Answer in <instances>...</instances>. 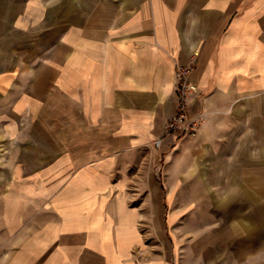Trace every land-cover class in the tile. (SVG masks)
Wrapping results in <instances>:
<instances>
[{
    "label": "crops",
    "instance_id": "0c3cea01",
    "mask_svg": "<svg viewBox=\"0 0 264 264\" xmlns=\"http://www.w3.org/2000/svg\"><path fill=\"white\" fill-rule=\"evenodd\" d=\"M191 62L200 128L176 138L175 68ZM0 178L9 227L53 198L7 264L214 262L235 241L245 260L264 198V0H0ZM236 181L240 202L216 210L239 217L208 230L205 182L230 195ZM189 197L190 243L172 232Z\"/></svg>",
    "mask_w": 264,
    "mask_h": 264
},
{
    "label": "rangeland",
    "instance_id": "374dc122",
    "mask_svg": "<svg viewBox=\"0 0 264 264\" xmlns=\"http://www.w3.org/2000/svg\"><path fill=\"white\" fill-rule=\"evenodd\" d=\"M0 181H2L1 178H0ZM46 183L47 182H45V184ZM48 183L47 184L51 186L52 182L49 181ZM234 184L235 186L233 185L230 187V190H229L230 195H222L225 192H223L220 189L221 188L220 184H219L220 187L219 186L213 187L212 183L210 184L209 182H205L204 186L209 185L206 188H209V190H211L212 188L215 189L214 193L210 194L209 196H204L202 198H199L201 205L205 206L204 211L207 212V213L205 212V217L210 218L213 221L212 225L208 227V230L212 231L213 229H216L218 226L230 223L234 217L236 216H237L236 218L239 217L240 209L235 210V212L237 211L238 213H235L234 215L230 213L221 214L219 211L216 210L218 208H224V205L228 206V205L233 204L234 200H236V202H240L241 199L239 197H236L237 192H240L239 191V188H241L240 182L236 181L234 182ZM62 185H63V182L59 183L60 189ZM2 186H3V182H2ZM252 189H253L252 192L254 194L255 192L254 190L256 189L254 184L252 186ZM234 193L236 194L235 196H234ZM4 197L5 195L3 194V190L0 187V206H3L2 204L4 203ZM42 197H43L42 198L43 202L41 201L39 202V204L43 203L44 210H47V212H49L52 209L51 202L53 198H51L50 196H47L46 193H44ZM16 199L17 198H14L13 200L14 204L16 203V201H18ZM63 199H67V198H63ZM251 199H252V206H251L252 218L251 220H249L251 221V226H250L251 246H250V250L248 249L245 252V258H246L245 260L242 259L241 261H239V253L240 255H243V250H242L244 249L243 241L242 243H240L239 241H235V243H232V244L228 243V245L220 244L219 250L215 249V251H218V253H216V256H218L219 258L214 260V262L212 261L213 255L211 252H209L207 253V255H204L203 259H199V260H196L195 257H192L193 259H191V257L189 256V259L183 262L182 264H264V198L253 195ZM188 201H189V205H191V207H189V211L186 216L188 229L187 230H184L182 228L179 229L177 227L178 226L177 224L176 225L177 228L172 229V232L176 234V236H179L181 235V232L183 233L186 231L187 235H183V237L187 238V241L190 243L192 240H195L196 236L200 234L199 232L202 231V226H200V229H197L194 224L195 217H196V208H195L196 198L189 197ZM34 202L35 201H33V204ZM24 204L26 205L27 203L24 202ZM56 205L58 207H67L69 206V200L62 201V198H61V200L57 202ZM259 207L261 209L260 212L257 211V210H260ZM26 211L27 213L22 214L24 215L23 218H21L22 215L20 214H17L16 216L13 217L14 220H11V221H14L13 227H9V224L6 223L5 218L0 213V264L9 263V260L12 257V255L14 253L20 252L21 241H23L24 237L31 236L32 231L34 229V228H31V226H34L36 220L43 219L44 221H47L50 219L49 217L50 213H47L45 211L43 214H41L40 212L37 213L35 212L36 210L34 206H31L30 203H28V207ZM258 214H260L261 219H259L260 217H258ZM247 216L249 217V214H247ZM19 224L22 225V228L18 226ZM185 225L186 224L184 223V226ZM15 226H18V227H15ZM158 231H160L159 233L161 234V237H164L165 235L167 239H169L171 235H169L168 233L163 234L162 230H157L155 234L156 244L154 246L155 247L154 250L156 253H163V250H165V248H164V245L162 244L163 243L162 239H160V241L158 239V236H159ZM233 235L234 233L230 235V238H229L230 240L233 239L232 238L234 237ZM187 249L189 250V252L191 251L188 246H187ZM247 252L248 253L250 252L249 258H248ZM174 264H176V262Z\"/></svg>",
    "mask_w": 264,
    "mask_h": 264
},
{
    "label": "built area",
    "instance_id": "2783aa9c",
    "mask_svg": "<svg viewBox=\"0 0 264 264\" xmlns=\"http://www.w3.org/2000/svg\"><path fill=\"white\" fill-rule=\"evenodd\" d=\"M193 71V62L183 66L177 65L175 68L176 111L165 124L166 135L193 138L199 131V116L189 114L187 109L189 100L194 98L198 91L197 86L189 79ZM159 143V140L155 141L156 145Z\"/></svg>",
    "mask_w": 264,
    "mask_h": 264
}]
</instances>
